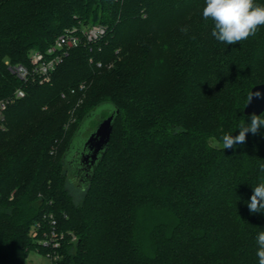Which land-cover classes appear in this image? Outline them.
Listing matches in <instances>:
<instances>
[{"label": "trees", "instance_id": "1", "mask_svg": "<svg viewBox=\"0 0 264 264\" xmlns=\"http://www.w3.org/2000/svg\"><path fill=\"white\" fill-rule=\"evenodd\" d=\"M204 6L0 0V99L26 92L0 136V264L47 254L31 230H48L51 214L64 234L51 252L58 264H258L264 212L247 202L264 178V127L234 148L216 143L250 123L247 97L264 83V26L227 45L211 35ZM98 24L107 35L71 49L49 82L24 83L6 63L30 66L66 29ZM106 104L119 110L111 141L77 200L65 156ZM72 110L81 116L73 135Z\"/></svg>", "mask_w": 264, "mask_h": 264}, {"label": "clouds", "instance_id": "2", "mask_svg": "<svg viewBox=\"0 0 264 264\" xmlns=\"http://www.w3.org/2000/svg\"><path fill=\"white\" fill-rule=\"evenodd\" d=\"M202 16L204 20L213 22L211 35L218 42L227 45L237 44L255 36L258 29L264 26V4L257 3V0H205ZM181 31L187 33L188 29L182 28ZM253 95L259 97L260 93L251 92L247 97V103L252 100ZM249 119L250 123L242 122L238 126V135L224 133L216 146L223 149L234 148L235 145L246 142L249 132L256 134L264 127V114L253 113ZM259 167L261 172H264V163ZM247 206L251 213L264 212V178L253 187ZM256 243L258 264H264V231L258 233Z\"/></svg>", "mask_w": 264, "mask_h": 264}, {"label": "built area", "instance_id": "3", "mask_svg": "<svg viewBox=\"0 0 264 264\" xmlns=\"http://www.w3.org/2000/svg\"><path fill=\"white\" fill-rule=\"evenodd\" d=\"M108 33V28L104 25H90L82 28L72 27L66 29L55 42L45 51L35 50L30 56V66L23 64L9 65L10 71L24 83L29 82H49L53 72L63 62L64 58L69 54L70 50L79 47L81 44H94L101 40ZM101 66V64H98ZM86 85L83 83L79 88L71 90L75 94L78 90H84ZM26 92L24 89H18L12 96L0 99V136L7 130L6 113L11 104L16 100L24 98ZM63 97L66 95L63 94ZM50 221L49 229L45 230L44 222H37L32 230L31 236L36 239L41 246L48 250L47 254L42 255L50 264H58V256L51 252L61 247V239L64 234L59 233L56 229L57 220L54 216L45 215L44 221ZM41 237H39L40 232ZM73 240H76L74 237Z\"/></svg>", "mask_w": 264, "mask_h": 264}, {"label": "water", "instance_id": "4", "mask_svg": "<svg viewBox=\"0 0 264 264\" xmlns=\"http://www.w3.org/2000/svg\"><path fill=\"white\" fill-rule=\"evenodd\" d=\"M251 92L255 94L260 93L257 97L253 95L252 100L247 103L244 113L246 116H251L253 113L260 115L264 113V83L256 85ZM111 106L112 109L109 110L108 115L104 116L102 120L98 123L94 131L83 141V143L75 142L79 136L80 130L84 122L93 117L96 114H100L104 109H108ZM119 114V110L110 104L103 105L96 109L93 113L86 117V119L81 124L76 137L71 143L67 154L65 156L66 165L69 168L71 175L77 173L75 177L81 176L80 185H84L88 179L93 175L95 167L98 165L100 160L104 157L105 152L111 141L113 134L114 122Z\"/></svg>", "mask_w": 264, "mask_h": 264}, {"label": "rangeland", "instance_id": "5", "mask_svg": "<svg viewBox=\"0 0 264 264\" xmlns=\"http://www.w3.org/2000/svg\"><path fill=\"white\" fill-rule=\"evenodd\" d=\"M89 85L90 84H87V89H88ZM80 104H81V102H80ZM110 109H112L111 106H109L105 112L100 113V114H96L93 117L88 118L84 122V124L82 125V128L80 130L79 136L76 139L75 146H77L78 143H83V141L86 140V138L90 135V133H92V131H94V129L96 128L98 123L102 120L104 115H106V112H109ZM80 117H78V114H77V112H75V110L71 111L70 119H69V121L65 127V130H68L69 134L73 135V133L75 131V129H74L75 126H77L80 122ZM71 178H72V186L74 185L73 188L75 187L74 188L75 196L77 197V200H79V198H80V194H79L80 190L79 189L82 188L80 186L81 176H78V177L72 176ZM28 264H50V262L45 257L38 255L32 251L29 255V258H28Z\"/></svg>", "mask_w": 264, "mask_h": 264}]
</instances>
